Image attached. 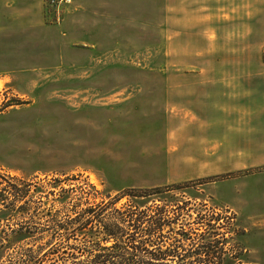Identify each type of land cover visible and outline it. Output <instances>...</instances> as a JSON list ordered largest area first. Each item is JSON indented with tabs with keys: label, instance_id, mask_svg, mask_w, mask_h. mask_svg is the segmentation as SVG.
Segmentation results:
<instances>
[{
	"label": "rangeland",
	"instance_id": "1",
	"mask_svg": "<svg viewBox=\"0 0 264 264\" xmlns=\"http://www.w3.org/2000/svg\"><path fill=\"white\" fill-rule=\"evenodd\" d=\"M207 17L238 32L222 52H187L181 21ZM251 33L253 52H238ZM194 69L199 80L264 82V0H0V264L37 263L47 249H65L71 264L83 182L111 197L159 190L139 204L189 200L185 219L198 210L212 225L185 227L181 244L164 231L170 264L187 250L203 264H264L258 151L236 168L218 138L185 135L188 105L167 98V83Z\"/></svg>",
	"mask_w": 264,
	"mask_h": 264
},
{
	"label": "trees",
	"instance_id": "2",
	"mask_svg": "<svg viewBox=\"0 0 264 264\" xmlns=\"http://www.w3.org/2000/svg\"><path fill=\"white\" fill-rule=\"evenodd\" d=\"M153 193H159V190L128 189L111 197L83 182V187H79L73 197L71 264H170L167 260L169 252L162 250L169 240L162 235L164 231L180 234L182 238L175 242L181 244L188 239L185 227L193 223L212 225L204 222L198 210H195L197 214L192 222L185 219V216L192 217L190 212L194 210L189 200H174L171 204L154 199L148 204H139L136 200ZM123 196H128L129 200L117 206ZM208 250L211 249L206 247L205 251ZM58 252L47 249L42 259L33 264H42L50 254H56L52 264H65L69 259V255L65 256L68 252L65 249L61 250L62 254ZM194 252L187 250L177 254L174 263L203 264L200 260H186Z\"/></svg>",
	"mask_w": 264,
	"mask_h": 264
},
{
	"label": "crops",
	"instance_id": "3",
	"mask_svg": "<svg viewBox=\"0 0 264 264\" xmlns=\"http://www.w3.org/2000/svg\"><path fill=\"white\" fill-rule=\"evenodd\" d=\"M181 22L182 46L187 47V52L194 54L222 52L223 42L228 43L238 32L230 24L223 23L222 20L220 23H215L213 18L208 17L204 21L196 18ZM251 31H253L252 28ZM167 32L170 35L169 28ZM249 37V44L246 43L247 35L238 52H248V49L253 52L254 36L251 33ZM217 48L220 50L217 51ZM209 68L210 66L205 70ZM249 69L252 72L250 75H253V67ZM199 70L187 71L190 78L188 80L167 83V89L172 90L167 94V98L171 99L173 93L178 94L182 103L188 105L184 108L189 113V122L183 127L185 135L218 138L215 151L237 153L239 164L235 166L236 168L253 166L255 157L247 153L254 152L255 149L258 151L256 159L259 158V162L264 163V82H256L252 79L241 81L195 79L193 74ZM255 101L260 102L261 112L259 113L254 111ZM255 126L260 130L258 134L255 133ZM223 138L226 139L223 140ZM187 144L190 145V142ZM204 148L205 159L210 162L212 157L207 154L205 146ZM238 153H242L243 157L240 158ZM203 175L214 177L216 174ZM18 181H20L19 178Z\"/></svg>",
	"mask_w": 264,
	"mask_h": 264
},
{
	"label": "built area",
	"instance_id": "4",
	"mask_svg": "<svg viewBox=\"0 0 264 264\" xmlns=\"http://www.w3.org/2000/svg\"><path fill=\"white\" fill-rule=\"evenodd\" d=\"M21 181L23 182V181H25V180L21 178Z\"/></svg>",
	"mask_w": 264,
	"mask_h": 264
}]
</instances>
